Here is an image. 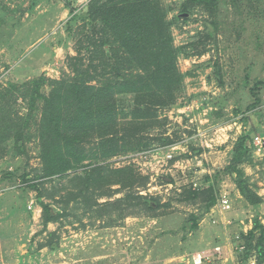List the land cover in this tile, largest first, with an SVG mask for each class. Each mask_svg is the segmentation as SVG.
<instances>
[{"label":"rangeland","instance_id":"obj_1","mask_svg":"<svg viewBox=\"0 0 264 264\" xmlns=\"http://www.w3.org/2000/svg\"><path fill=\"white\" fill-rule=\"evenodd\" d=\"M91 1L0 0V264H191L198 252L210 255L203 264H253L255 254L246 258L244 245L255 218L264 224V0H219L214 11L194 0H161L184 75L174 104H155L149 115L136 116L142 105L134 95L121 96L128 103L118 117L117 154L98 158L92 150L98 137L88 138L82 143V166L61 180L76 192V183L68 179L88 165H131L138 184L134 189L93 187V208L71 199L66 220L44 228L37 191L24 180L42 166L38 123L44 100L31 112L30 93L42 75L73 80L80 66L75 58L89 57L91 29L85 18ZM41 89L48 94L51 85ZM29 115L20 152L9 127ZM243 132L263 139L254 161L244 165L263 198L258 208L222 172ZM54 180L45 186L62 185ZM213 180L219 199L223 194L231 199L230 209L218 202L209 209L206 196L188 198L187 190L207 189ZM136 192L156 197L161 206H135ZM194 214L202 219L191 229ZM54 231L59 249L42 248Z\"/></svg>","mask_w":264,"mask_h":264},{"label":"trees","instance_id":"obj_2","mask_svg":"<svg viewBox=\"0 0 264 264\" xmlns=\"http://www.w3.org/2000/svg\"><path fill=\"white\" fill-rule=\"evenodd\" d=\"M194 1L214 11L219 0ZM87 13L85 22L91 29L86 34L89 57L75 58L80 61V66L76 67L73 80L50 79L42 75L34 81L30 93L31 112L39 100H44L38 123L42 166L33 178L25 174L24 180L37 191L46 230L50 223L66 220L71 199L93 208L90 200L93 187L117 184L122 189L135 188L139 177L131 165L122 168L88 165L83 174L76 173L68 179L76 183V192L69 190L67 183L61 180L69 177L70 170L82 166L85 159L82 143L88 138L98 137V144L92 148L98 158L105 160L117 154L118 117L120 112H125L123 105L128 103L127 98L121 96L134 95L135 101L142 105L135 110L136 116H147L155 104H174L175 90L181 86L184 76L178 66L180 52L173 43L172 21L168 20L167 9L161 0H92ZM217 79L223 81L219 72ZM47 82L51 89L45 94L41 88ZM10 119L13 122L14 119ZM30 126L29 115L26 120L9 127L20 152L25 150V131ZM255 149L254 137L243 132L235 143L230 163L222 172L229 174L244 199L258 208L263 198L252 187L244 169V165L254 161ZM220 174L221 171H217L216 180ZM48 179H58L62 185L47 188ZM216 180L207 189L187 190L188 198L195 201L206 196L210 209L219 200ZM62 190L65 193L57 199ZM132 197L136 200L135 206L145 210H156L161 206L160 200L153 196L136 192ZM45 198L53 199L54 203ZM60 201L65 206L58 209L55 202ZM200 219L199 215H191L190 228L196 229ZM49 235L41 247L58 250L60 242L56 232H49ZM244 249L246 258L253 252L256 263L264 264V224L258 217L246 234Z\"/></svg>","mask_w":264,"mask_h":264},{"label":"built area","instance_id":"obj_3","mask_svg":"<svg viewBox=\"0 0 264 264\" xmlns=\"http://www.w3.org/2000/svg\"><path fill=\"white\" fill-rule=\"evenodd\" d=\"M254 144L256 145L257 150H261L263 146V139L257 135L254 138ZM172 156V155H170ZM218 203L224 208V209H230L231 207V199L227 196V194H223L221 199L218 200ZM217 253H221V248H216ZM210 255H207L202 252H198L192 257L191 264H203V261L208 258ZM253 264H257L256 260L253 261Z\"/></svg>","mask_w":264,"mask_h":264}]
</instances>
